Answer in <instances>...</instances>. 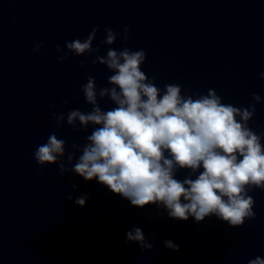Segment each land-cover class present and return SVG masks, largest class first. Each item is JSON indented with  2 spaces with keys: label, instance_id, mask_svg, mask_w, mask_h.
Instances as JSON below:
<instances>
[{
  "label": "clouds",
  "instance_id": "1",
  "mask_svg": "<svg viewBox=\"0 0 264 264\" xmlns=\"http://www.w3.org/2000/svg\"><path fill=\"white\" fill-rule=\"evenodd\" d=\"M98 31L93 27L85 38L55 46L59 63L70 55L84 56L80 61L84 67L91 57V64L103 65L112 73L109 86L98 89L92 76L82 85L90 112L73 109L66 118L52 113L58 130L65 120L74 130L87 132L89 126L93 130L84 145L73 143L67 152L66 141L51 133L33 152L37 164L57 165L61 177L72 173L86 182L96 179L132 206L155 204L176 220L191 216L199 223L215 215L239 228L253 219L255 200L249 192L264 190V134H257L248 122L261 96L254 92V103L238 107L223 103L214 89L206 95H182L180 85L165 84L162 90L141 70L146 60L143 49L110 47L120 37L128 40L127 27L122 32L105 27L103 39L93 47ZM43 47V42L34 44L33 52ZM101 47H106L105 55L99 54ZM104 98L114 107L103 110ZM178 170H188V175L178 179ZM67 198L72 200L70 194ZM88 199L83 195L75 203L84 207ZM126 242L138 243L142 252L153 248L139 227L126 233ZM164 244L179 251L171 240ZM248 264H264V258L256 256Z\"/></svg>",
  "mask_w": 264,
  "mask_h": 264
}]
</instances>
